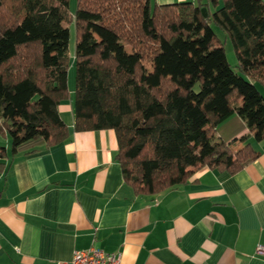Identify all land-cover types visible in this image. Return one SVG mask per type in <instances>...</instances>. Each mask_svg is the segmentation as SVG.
Segmentation results:
<instances>
[{
  "label": "trees",
  "instance_id": "1",
  "mask_svg": "<svg viewBox=\"0 0 264 264\" xmlns=\"http://www.w3.org/2000/svg\"><path fill=\"white\" fill-rule=\"evenodd\" d=\"M151 1L76 0L71 15L69 0H0V130L12 152L67 137L58 108L69 98L73 21V129L114 130L135 194L163 192L203 166L235 172L256 156L264 0ZM212 25L229 38L237 70ZM233 115L247 131L223 140L217 128Z\"/></svg>",
  "mask_w": 264,
  "mask_h": 264
},
{
  "label": "crops",
  "instance_id": "2",
  "mask_svg": "<svg viewBox=\"0 0 264 264\" xmlns=\"http://www.w3.org/2000/svg\"><path fill=\"white\" fill-rule=\"evenodd\" d=\"M183 1L196 0L151 2ZM72 104L69 92L61 142L12 152L0 130V264H72L92 247L116 264H264V141L251 142L256 156L235 172L203 166L163 192L135 194L114 130L74 131ZM246 131L233 115L216 132L229 140Z\"/></svg>",
  "mask_w": 264,
  "mask_h": 264
},
{
  "label": "rangeland",
  "instance_id": "3",
  "mask_svg": "<svg viewBox=\"0 0 264 264\" xmlns=\"http://www.w3.org/2000/svg\"><path fill=\"white\" fill-rule=\"evenodd\" d=\"M76 8V0H69V12L70 14H74ZM210 10H213L212 5H210ZM65 25L68 27L69 30V40H68V82L70 86H73V90L70 91V95L74 96V79H75V66H74V50H75V28H74V23L73 21L65 23ZM212 28L214 32L216 33L217 37L221 40V44L224 48L225 56L228 61V63L235 68L236 64V58L235 54L232 49L231 42L228 37L224 35V33L217 28L216 26L212 25ZM236 69V68H235ZM237 70V69H236ZM244 77L247 78L246 75H243ZM257 88L260 90L262 94H264V88H262L261 85L256 84Z\"/></svg>",
  "mask_w": 264,
  "mask_h": 264
},
{
  "label": "built area",
  "instance_id": "4",
  "mask_svg": "<svg viewBox=\"0 0 264 264\" xmlns=\"http://www.w3.org/2000/svg\"><path fill=\"white\" fill-rule=\"evenodd\" d=\"M256 253L264 255V245H259ZM117 261L116 255L105 253L93 247L87 250H77L72 257V264H116Z\"/></svg>",
  "mask_w": 264,
  "mask_h": 264
},
{
  "label": "water",
  "instance_id": "5",
  "mask_svg": "<svg viewBox=\"0 0 264 264\" xmlns=\"http://www.w3.org/2000/svg\"><path fill=\"white\" fill-rule=\"evenodd\" d=\"M201 11L204 13V15L206 14V13H205V7H202V8H201Z\"/></svg>",
  "mask_w": 264,
  "mask_h": 264
}]
</instances>
